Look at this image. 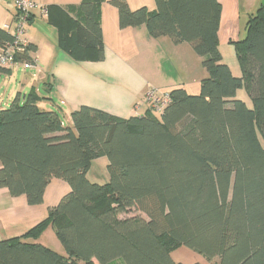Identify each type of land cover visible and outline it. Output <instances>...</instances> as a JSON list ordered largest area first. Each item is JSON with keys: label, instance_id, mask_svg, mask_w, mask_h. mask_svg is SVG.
<instances>
[{"label": "trees", "instance_id": "trees-1", "mask_svg": "<svg viewBox=\"0 0 264 264\" xmlns=\"http://www.w3.org/2000/svg\"><path fill=\"white\" fill-rule=\"evenodd\" d=\"M103 1L47 6L57 44L74 61L104 58ZM154 1L153 11L109 3L121 28L143 25L153 38L190 44L207 73L199 93L173 89L161 114L128 118L82 105L71 127L41 109L35 91L22 101L17 94L0 109V186L30 206L42 203L52 178L70 191L23 235L0 239V264H182L171 257L181 246L214 264H264V2L230 42L241 71L234 76L219 50L218 0ZM12 42L0 28V46ZM34 50L29 44L16 60L35 64ZM244 87L251 109L236 98ZM101 157L103 184L87 177ZM130 208L146 218L118 217ZM48 227L64 254L36 242Z\"/></svg>", "mask_w": 264, "mask_h": 264}, {"label": "crops", "instance_id": "crops-1", "mask_svg": "<svg viewBox=\"0 0 264 264\" xmlns=\"http://www.w3.org/2000/svg\"><path fill=\"white\" fill-rule=\"evenodd\" d=\"M36 1L41 5L59 7H69L81 2ZM126 2L132 10L142 6L147 7L149 11L156 8L154 0ZM218 2L221 5L219 50L224 59V46L227 47L231 41L241 39L240 37L245 35V23L249 15L255 12L264 0ZM15 12L11 0H0V28L5 24L13 28ZM99 19L104 58L101 61H74L59 48L56 28L48 22L47 16L34 10L25 36L29 44L35 47V50L30 52L35 64L33 67L24 68L19 63L9 68V74L0 75V109L7 107L17 94L22 101L24 95L33 90L39 97L37 105L41 109L57 111L59 115L62 114V124L71 127L70 114L82 105L106 111L120 118H128L141 116L150 110L144 99L148 88L168 93L173 89L183 88L189 94L199 93L200 82L207 73L202 67L201 58L190 44H175L166 36L153 38L143 25L121 28L118 24V11L109 0L101 3ZM41 87L43 94L39 92ZM69 191L70 187L66 182L52 178L44 191L42 203L30 206L24 195L11 196L6 188L0 186V239L23 235L46 218L48 210L56 206ZM47 230L54 233L53 228L48 227L36 242L55 250L48 246L50 244L42 242L50 243L45 233ZM50 234L47 233L48 236ZM179 249L180 247L171 253L175 262H206L203 257H198L190 250L181 252Z\"/></svg>", "mask_w": 264, "mask_h": 264}, {"label": "built area", "instance_id": "built-area-1", "mask_svg": "<svg viewBox=\"0 0 264 264\" xmlns=\"http://www.w3.org/2000/svg\"><path fill=\"white\" fill-rule=\"evenodd\" d=\"M15 7L13 28L11 25H3L4 29H9L13 33L12 44L0 46V67L11 68L21 64L24 68L33 67V63L17 61L16 54L24 52L29 42L26 38V30L34 10H38L43 16L48 15V7L39 4L36 0H11ZM11 28V29H10ZM144 99L149 107L157 114H161L163 109L170 103L168 92H161L155 88H148L144 94Z\"/></svg>", "mask_w": 264, "mask_h": 264}, {"label": "rangeland", "instance_id": "rangeland-1", "mask_svg": "<svg viewBox=\"0 0 264 264\" xmlns=\"http://www.w3.org/2000/svg\"><path fill=\"white\" fill-rule=\"evenodd\" d=\"M243 37H244V35H243ZM243 37H240V38H243ZM223 53H224V56H225V58L223 60H224V62L229 64L228 66L230 67V70H231L232 74L234 76L239 75L241 71H240V66L238 64V61H237V59L235 57V54H234V45L230 43L227 47L224 46ZM39 92L41 94H43L42 87L39 89ZM236 98L242 100L246 104V106L248 108H250V109L252 108L251 97L249 96V94H248L247 90L245 89V87L244 88H240L237 91ZM60 116L62 117V114H60ZM107 164H108V160H107L106 157H101V158L94 159L92 161L91 166H90L89 173L87 174L88 179L91 180V181L97 182L99 184L106 183L108 181ZM132 216L133 217L134 216H138V217L146 218L144 214L136 211L134 208L126 209L125 212L123 214H120L118 217L120 219H124V218H129V217H132ZM45 233H46L47 240L50 243H47V241H42V242L43 243L46 242V243H44L46 245L50 244L48 246H50L52 248H55L56 252H58L60 254H63L64 253L63 252L64 251L63 245L58 240L55 232L53 233L52 230H47V231H45ZM47 233H48V235H49V233H51L50 236H48ZM184 250L192 251L191 249H189L186 246H181L180 249H179V251H181V252L184 251ZM194 253H196V252H194ZM196 255L198 257H200V258L203 257L202 255H200L198 253H196ZM206 262H208V261H206ZM206 262L202 261L201 264H206ZM214 262H216L215 259H214ZM214 262H212V263L214 264ZM208 263L212 264L211 262H208ZM114 264H121V263L116 261V262H114Z\"/></svg>", "mask_w": 264, "mask_h": 264}]
</instances>
